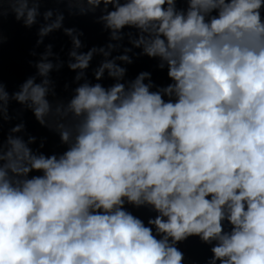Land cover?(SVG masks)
Masks as SVG:
<instances>
[{"label": "clouds", "instance_id": "clouds-1", "mask_svg": "<svg viewBox=\"0 0 264 264\" xmlns=\"http://www.w3.org/2000/svg\"><path fill=\"white\" fill-rule=\"evenodd\" d=\"M32 2L0 0V10L9 3L17 20L25 17L31 26L40 0ZM57 2L86 3L87 11L111 4L114 10L100 18L105 27L113 38L125 26L146 33L136 46L167 61L175 83L165 92L177 99L150 92L142 83L147 74L129 93L119 83L108 91L85 84L70 108L86 119L60 159L33 156L9 138L11 148L0 147V264H182L172 245L193 235L219 241L213 264H264V0H187L186 13L175 10L174 0ZM63 19L41 28L40 36L61 28ZM64 32L81 47L75 29ZM48 49L44 59L52 55ZM94 51H72L76 63L69 67L88 68ZM36 67L47 77L53 65ZM105 69L110 76L124 73L106 62L97 79ZM48 84L31 78L15 95L32 101L41 124L50 111ZM7 100L0 86V101ZM6 112L0 107V116ZM61 139L68 141V132ZM9 170L15 177L43 175L14 180ZM125 198L160 213L149 224L162 238L123 210Z\"/></svg>", "mask_w": 264, "mask_h": 264}]
</instances>
